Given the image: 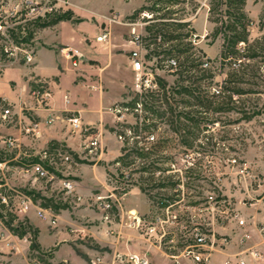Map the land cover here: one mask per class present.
Wrapping results in <instances>:
<instances>
[{"label": "rangeland", "instance_id": "374dc122", "mask_svg": "<svg viewBox=\"0 0 264 264\" xmlns=\"http://www.w3.org/2000/svg\"><path fill=\"white\" fill-rule=\"evenodd\" d=\"M25 1L0 0V10L16 7L24 12L28 5ZM108 1L111 0H60L56 10L44 18L0 19L5 30L4 34L0 33V74L11 66L27 71L31 63L26 61L25 51L34 53L39 46L62 53L61 49L66 46L59 43L61 40L86 53L90 36L87 33L76 36L72 29L84 25L85 30L88 27L103 30L108 17H118L120 23H112L111 40L100 43L104 46L103 55L115 54L113 65L101 70L105 64L88 60L92 77L102 83V89H92L104 92L112 100L104 101L101 108L105 116L115 121L109 129L112 135L99 134L98 143L86 146L83 156L91 158L107 151L108 140L116 144L121 155L120 164L115 167L120 174H129L132 187L139 188L140 196L150 205V221L161 202L181 197L182 191L177 190V185L182 177L186 201L203 203L206 194L214 192L222 208H227L229 213L237 211L238 218L231 214L214 217L208 213L197 214L203 224L213 222L217 238L228 237L227 245L216 248L206 264H224L226 258L252 259L255 251L264 253V231H261L264 226V0H121L124 8H136L126 16L115 8H107ZM134 29L142 36L144 73L157 84L153 90L138 92L136 89L137 74L130 58L138 45L131 42ZM205 33L208 34L205 38L193 42L194 35ZM170 35L177 39L165 41L164 37ZM237 37L243 41L235 44ZM11 43L23 51L6 53L5 46ZM124 49L128 50L124 52ZM172 59H178L180 65H171ZM205 61L210 63L208 68L202 66ZM82 64L81 61L74 67L71 62L70 66L78 70ZM225 87L226 91L214 99L211 108L201 106V101L211 100L213 88ZM35 88V84L32 88L30 85L24 92L29 101ZM7 108V102L0 97V159L9 162V168L4 171L7 182L17 191L30 195L36 205L48 212L46 218L39 217L36 209L18 215L13 206L0 205V264H30L34 259L38 264H51L49 257L55 247L48 253L38 252L31 213L34 211L36 217L47 220L61 208L73 210L74 202L80 204L82 199L67 195L62 184L38 178L34 171L24 172L22 168L38 161L45 150L50 151L53 159L50 168L59 178L75 179L64 174L75 164L61 161L56 155L59 149L43 146L40 129L27 133L25 126L31 123V115L26 109L22 112L30 122L21 127L22 139L12 136L19 140L20 147H7L4 138L10 137L8 131L18 117L12 113L5 118ZM69 123L74 130V124ZM106 125L108 128L109 122ZM120 134L124 136L122 139ZM151 135L154 140L147 142L146 137ZM59 151L72 155L66 149ZM83 161L90 164L86 158ZM172 165L178 171L168 172L173 169ZM85 169L83 174L88 173ZM109 174L110 179L116 178L115 174ZM118 185L116 192H123L121 184ZM122 205L123 201L119 210ZM101 211L105 213L104 219H118L117 214ZM86 213L80 221L90 228L94 225L95 212ZM130 213L122 215L121 225L138 231L143 242L161 255L165 264H174L177 257L182 258L183 238L178 240V247L171 248L165 241L161 243L158 237L146 233L145 224L134 225L141 218H133ZM53 216L58 225V217ZM254 217L263 235L253 231L252 236L245 234L254 225ZM239 218L245 224L241 225ZM52 226L50 222L49 227ZM67 231L74 234L69 227ZM238 234L249 239L237 243ZM80 236L84 238L79 241L86 245L93 241L87 234ZM33 244L36 248L31 250ZM261 256L258 264H264V254ZM100 258L101 264H105L103 257ZM116 258L121 264L135 263L129 254H117Z\"/></svg>", "mask_w": 264, "mask_h": 264}, {"label": "crops", "instance_id": "0c3cea01", "mask_svg": "<svg viewBox=\"0 0 264 264\" xmlns=\"http://www.w3.org/2000/svg\"><path fill=\"white\" fill-rule=\"evenodd\" d=\"M107 4V8H115L121 15L125 16L136 9L124 8L121 0H111ZM105 22L104 20L103 23ZM83 26L75 27L72 32L76 36L82 33H87L90 36V44L86 48V53L73 46L70 42H62L63 40H61L59 43L66 46L61 49L62 53L49 47L39 46L34 52V61L27 68V71L19 70V66H11L0 74V97L7 102V109H10L11 113L18 114V117L14 119L13 126L8 131L9 136L14 135L22 139L21 127L23 124L30 122L28 116H25V113L22 112L26 109L31 115V122L39 124V139L43 146L49 145L55 150H69L75 159L72 161L75 167L67 170L64 174L74 176L75 179L73 181L77 184V192L82 197V202L80 204L74 202L76 207L72 206L73 210L61 208L59 213H55L59 223L54 225V227H49L50 222L48 219H39L34 211L31 213V225L37 231L38 252H51V248L54 246L55 249L51 253L53 255L49 257L51 264H92L91 261L96 257H103L105 264H121L116 258L117 254L133 253L146 256L150 264H165L161 255L150 249L143 242L138 231L126 229L121 225L122 215L128 212L136 214L144 223L149 222L151 218L148 215H150L151 211L150 205L140 196L139 188L137 186L132 187L130 184L131 176L130 180H128L126 178L127 174H120L118 172L119 169L115 167L120 164L119 157L121 155L115 146L116 144H112L108 140L106 142L107 151H103L91 158L83 156L84 148L90 145L91 139L98 136V134H105L106 137L112 135L109 129L114 127L115 122L105 116V113L101 110L104 107V101L106 103L112 100L107 99L108 96L104 95V92L99 93L92 89V87L94 89L101 88L102 83L92 77L91 68L88 67V60H96L101 62V64H105L101 70L113 65L115 62V54L111 52L109 56L107 53L103 55L104 46L96 41V37L107 26L103 30L102 27L97 30L88 27L85 30ZM66 49L76 50L83 55L82 63L84 62V64L80 65L78 70H74L70 66L71 62L65 58ZM126 50L128 49H124V52ZM26 82H28L27 85H25ZM34 84L36 86L35 89L44 86L51 91L52 98L50 101L41 104L32 94L31 101H29L24 92L28 86L31 85L32 88ZM66 96H68V102H66ZM25 103L26 106L23 107ZM78 116L81 119V126L78 130H73L69 119ZM107 122H109L108 128L106 127ZM91 132L94 133L91 134ZM85 158L90 164L83 161ZM84 167H90V169L88 170ZM83 168L86 171L88 170V173L83 174ZM109 172L115 174L116 178H111L113 183H115L114 185L119 187L118 184H121L120 189L123 192L117 193L122 195L123 205L122 209H115L111 213L113 216L117 214L118 219L114 217L113 220L107 221L104 219L105 213L93 203H89V201L92 200L94 194L106 193L109 189H116L112 185V181L110 182ZM79 206L84 207L78 209ZM91 206L94 211L90 208ZM88 211L95 212L93 216L94 225L90 226V228L83 226V222L80 221L83 216L87 215L86 212ZM153 216L151 214V217ZM255 218L253 219L254 225L250 231L245 233L246 235L252 236L251 231L255 234L258 233L259 236L262 234L259 233ZM67 227L74 234H70L67 231ZM81 233L93 238L92 243L86 245L79 241V239L82 240L84 238V236H80ZM120 233L122 237H119L121 236ZM243 236L245 235L238 234L235 239L236 242L239 243ZM32 246L31 250H34ZM228 256L231 257L230 255ZM245 259L249 264L253 260L256 263L260 260L254 258Z\"/></svg>", "mask_w": 264, "mask_h": 264}, {"label": "built area", "instance_id": "2783aa9c", "mask_svg": "<svg viewBox=\"0 0 264 264\" xmlns=\"http://www.w3.org/2000/svg\"><path fill=\"white\" fill-rule=\"evenodd\" d=\"M28 3L27 8H25L24 12L22 9L13 8L10 11L0 10V19L3 18H20L24 16L27 19H38L44 18L47 14L56 10L57 3L60 0H26ZM9 15V16H8ZM107 28L104 29L99 36L96 37V41L98 43H108L112 38V23H120L118 17H108L107 18ZM129 24V23H128ZM136 25V24H133ZM139 25V23H137ZM0 33H5L4 26L0 23ZM131 36L134 40L131 42L134 44H138L135 49L131 51V61L134 70L137 74V82L136 89L138 92L153 90L157 87V84L154 83V80L151 77H148L147 73H144V55L143 51V43L142 36L140 33L136 31V29L131 31ZM208 34L205 33L203 36L194 35L193 42L197 43L199 38H205ZM6 53H18L19 51H23L21 47L18 45H14L11 43L10 45L5 46ZM25 58L28 63H33L34 61V53L31 51H25ZM65 57L69 59L74 67H78L80 62L83 59V55L78 51L73 49L65 50ZM170 64L176 66L177 63L173 59L170 61ZM202 66L204 68H208L210 63L205 61ZM151 75V74H150ZM216 90V88H213ZM32 95L35 99L38 100L39 103L47 102L52 98V93L49 89L44 86H40L37 89H34ZM66 102H68V96L65 97ZM11 110L5 109L4 117L7 118L10 116ZM120 120V119H119ZM69 122L74 124V130L81 126L80 117H71ZM27 127V133L37 132L39 131V124L37 122H31ZM99 136V134H98ZM98 136L90 140V144L96 145L98 143ZM122 139L124 136L122 134L119 135ZM147 142L150 140H154V136L146 137ZM4 143L9 148H19L20 142L15 137H6L4 138ZM61 161L64 163H70L73 161L72 155L67 152L58 151L56 154ZM51 153L49 150H45L40 156L39 160L36 162H32L29 165H24L22 170L24 172L34 171V175L38 178L47 179L49 182H57L62 184V188L67 195H73L79 198L82 197L78 195L77 192V184L75 181L67 179V178H59L58 175L51 170L50 165L52 164L53 159L50 158ZM51 159V160H50ZM47 162H50L47 164ZM173 169H169L168 172H176L178 170L174 169V165H172ZM9 168V162L0 159V175H1V183H0V205L6 207H14L16 214L24 215L29 212L31 209H36L39 217L46 218L48 210L43 209L42 207L36 205L32 200L31 196L28 194H23L16 189H14L7 182V178L5 176L4 171ZM12 168L19 169L18 166H13ZM126 178L130 180V175L127 174ZM185 178L182 177L180 183L177 185V190L182 191L181 197L176 201L164 200L159 204V210L154 215L153 219L149 222L143 223L141 219H137L138 222L134 223L137 227H141L145 224L146 233H148L151 237L156 236L159 238L160 242L163 243L165 241L166 245H169L171 248L178 247V240L183 238L181 245V257H175L174 264H186L185 261H188L189 264H206L211 257L212 252L221 246H226L228 237L221 236L217 238L215 236V231L212 223L203 224L199 221L197 214L208 213L211 216H215V214L222 215H235V217H239V213L233 212L229 213L227 208H222L220 205V201L217 199V195L214 192H208L204 198L203 203H192L190 201H186L185 197V189H184ZM93 204L97 206L100 210H104L109 213L115 209H119L122 202V195L116 192V189H109L106 193L100 192L94 194L92 196ZM53 215L56 214L53 212ZM48 217L51 224H56V219L54 216ZM130 215L135 218V214L130 213ZM107 221L108 218L106 217ZM212 221V220H211ZM239 222L241 225L245 224V221L239 218ZM208 227H212L209 229ZM212 231V233H211ZM261 231H264V226L261 227ZM249 239V236H245L242 238V242ZM264 253L255 251L252 253L254 259L262 258L261 255ZM130 260L134 261V264H150L149 259L146 256H141L139 254L133 253L129 254ZM101 258L96 257L91 261L92 264H101ZM187 263V264H188ZM30 264H38L37 260H31ZM224 264H249L245 258L239 259H230L226 260Z\"/></svg>", "mask_w": 264, "mask_h": 264}, {"label": "trees", "instance_id": "16d2710c", "mask_svg": "<svg viewBox=\"0 0 264 264\" xmlns=\"http://www.w3.org/2000/svg\"><path fill=\"white\" fill-rule=\"evenodd\" d=\"M165 38V41H169V40H176L177 37H172L171 35L169 37H164ZM243 41V38L242 37H237L236 38V41H235V44H238L239 42ZM182 52V51H180ZM183 53V52H182ZM181 54V53H180ZM178 56V55H177ZM179 58V57H178ZM174 61H176L177 65L179 64L180 61H177L175 59H173ZM236 64V63H235ZM180 65V64H179ZM226 91V87L225 89H216L214 91H212V97H211V100L210 101H206V103H204L203 101H201V106H203L205 109H209L212 107V104L214 102V99L219 97L222 93H224ZM135 103H137V101H135ZM148 120H146L147 122ZM35 234H37V231L35 230ZM17 236H24L23 234H16ZM33 248H36V245L33 244L32 246Z\"/></svg>", "mask_w": 264, "mask_h": 264}]
</instances>
